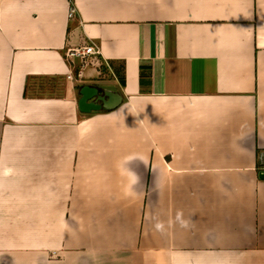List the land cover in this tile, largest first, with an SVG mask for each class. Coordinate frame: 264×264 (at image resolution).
<instances>
[{
    "label": "crops",
    "instance_id": "0c3cea01",
    "mask_svg": "<svg viewBox=\"0 0 264 264\" xmlns=\"http://www.w3.org/2000/svg\"><path fill=\"white\" fill-rule=\"evenodd\" d=\"M261 170L264 0H0V264H264Z\"/></svg>",
    "mask_w": 264,
    "mask_h": 264
},
{
    "label": "water",
    "instance_id": "95a60500",
    "mask_svg": "<svg viewBox=\"0 0 264 264\" xmlns=\"http://www.w3.org/2000/svg\"><path fill=\"white\" fill-rule=\"evenodd\" d=\"M79 95V109L86 113L101 109H114L122 103L120 93L88 84L80 87ZM259 177L264 179V170L259 172Z\"/></svg>",
    "mask_w": 264,
    "mask_h": 264
},
{
    "label": "built area",
    "instance_id": "2783aa9c",
    "mask_svg": "<svg viewBox=\"0 0 264 264\" xmlns=\"http://www.w3.org/2000/svg\"><path fill=\"white\" fill-rule=\"evenodd\" d=\"M73 10L71 15H73ZM99 53V49L95 46V45H86V46H82L80 48L71 50V52H69V54L71 56H78L80 57V59L82 61H84V63H86L88 61V57L90 56H95Z\"/></svg>",
    "mask_w": 264,
    "mask_h": 264
},
{
    "label": "clouds",
    "instance_id": "9594fccd",
    "mask_svg": "<svg viewBox=\"0 0 264 264\" xmlns=\"http://www.w3.org/2000/svg\"><path fill=\"white\" fill-rule=\"evenodd\" d=\"M181 217H182V213H177V220H178V221H181V225H182V226H185V225H184V222L181 220ZM156 227L159 229V228H162L163 225H162V224H157Z\"/></svg>",
    "mask_w": 264,
    "mask_h": 264
},
{
    "label": "trees",
    "instance_id": "16d2710c",
    "mask_svg": "<svg viewBox=\"0 0 264 264\" xmlns=\"http://www.w3.org/2000/svg\"><path fill=\"white\" fill-rule=\"evenodd\" d=\"M124 83V80H122V84Z\"/></svg>",
    "mask_w": 264,
    "mask_h": 264
}]
</instances>
